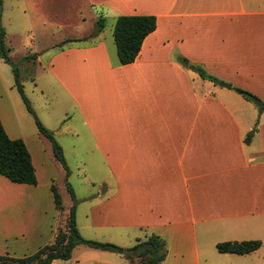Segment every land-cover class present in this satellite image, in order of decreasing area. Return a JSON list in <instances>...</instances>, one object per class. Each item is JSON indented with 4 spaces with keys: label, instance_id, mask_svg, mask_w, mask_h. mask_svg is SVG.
Wrapping results in <instances>:
<instances>
[{
    "label": "crops",
    "instance_id": "1",
    "mask_svg": "<svg viewBox=\"0 0 264 264\" xmlns=\"http://www.w3.org/2000/svg\"><path fill=\"white\" fill-rule=\"evenodd\" d=\"M45 1H30L37 12L32 25L40 23L44 36L64 32L44 46L47 83L34 86L52 125L30 106L55 140L78 115L81 132L69 125L65 145L56 142L64 154L66 146L80 148L99 161L97 190L76 199V227L79 206L89 203L80 227L89 235L82 237L128 239L129 246L156 235L167 249L160 264H202V254L205 264H264V0H65V11L48 0L50 17L40 9ZM120 16L156 18L155 30L127 65L119 64L113 40ZM73 30L78 34L69 36ZM41 55L21 61L32 57L40 64ZM14 90L33 118L0 64V121L10 139L24 142L36 176V185H29L0 175V256L22 258L65 229L72 202L62 204L53 175L63 172L65 180V171L34 118L35 128L26 131L28 118L22 107L17 113ZM58 98L62 109L53 105ZM227 241L261 245L249 254L219 253L216 245ZM81 246L69 260L51 264H130L123 254L92 248L73 258Z\"/></svg>",
    "mask_w": 264,
    "mask_h": 264
},
{
    "label": "trees",
    "instance_id": "2",
    "mask_svg": "<svg viewBox=\"0 0 264 264\" xmlns=\"http://www.w3.org/2000/svg\"><path fill=\"white\" fill-rule=\"evenodd\" d=\"M1 5V0H0ZM1 16V12H0ZM98 22L97 28L101 29ZM156 18L154 16H120L116 19L113 28V40L116 47L118 62L120 65H127L136 59L142 42L155 30ZM5 45V33L0 27V58L12 66L14 73L15 87L24 102L27 111L33 116L39 132L44 135L52 145L54 157L65 171L68 178L70 172L63 156L62 149L57 144L53 134L49 132L38 120L32 110L27 97L24 94L23 86L19 80L17 67L12 63L7 55ZM186 64V60H180ZM189 68L198 73L203 79L209 80L214 84L220 85L221 81L213 76L206 74L202 69L189 65ZM234 90L248 101L259 104L260 100L251 93L234 88ZM253 134L251 131L245 138L248 142ZM0 175L13 183L36 185V176L31 162L30 154L21 139H10L0 121ZM68 193L72 200V206L66 221L65 229H58L52 243L43 246L35 253L22 258L11 257L8 255L0 256V264H51L53 260H69L72 250L77 245H85L92 249H99L112 253L123 254V249L111 243L98 242L84 239L80 236L76 227V204L77 201L72 189L67 186ZM54 202L56 208L61 210V197L56 187L52 185ZM261 245L260 241H241V242H221L216 245L219 253H233L238 255L249 254L257 250ZM133 255H126L130 259V264H160L167 255L165 242L156 235H150L144 241H137L133 248ZM137 259V261H134Z\"/></svg>",
    "mask_w": 264,
    "mask_h": 264
},
{
    "label": "rangeland",
    "instance_id": "3",
    "mask_svg": "<svg viewBox=\"0 0 264 264\" xmlns=\"http://www.w3.org/2000/svg\"><path fill=\"white\" fill-rule=\"evenodd\" d=\"M30 1H32L31 3H33V0H1L0 27L5 33V41L8 47L10 48V52L7 51V55L10 57L12 63L17 67V70L19 71L20 81L22 85L25 86L24 90L26 97L30 101V104L31 103L33 104L34 108L36 109L38 115L42 118V120L52 125V123L49 122V120L45 117V114L47 112L45 111L44 114V111L40 107L39 100L41 96L39 95V93H37V91L34 92V86L36 85V83H38L40 86L43 85L45 86V84L47 83V78H46L47 73L43 71L47 65L49 56L47 52L46 54L42 53V51L46 48L44 46L49 44L50 42L49 39L58 41L59 36L62 35V33L64 32L53 31L51 32V34L48 33L47 36H44L43 35L44 28L40 23H37V25L33 26L32 25L33 22L37 20V12L33 9V4H30ZM48 3H49L48 0L45 1V4L41 6L43 9L42 8L40 9L43 13H45L48 17H50L48 13V10H50L48 8L49 7ZM52 3L54 8H57L60 11H65L68 8V5L66 4L65 0H55V2L53 0ZM48 24H46L47 26L46 29L50 30V26ZM109 27L110 25L106 24L105 36H107V38L109 37L110 39L111 37H110ZM78 32L79 31L73 30L72 32H68V35L74 36L78 34ZM33 42L36 43L35 46L32 45ZM36 51L42 54L40 64L38 63L34 64V60L32 59V57H29V59L25 61H21L22 57L32 56L33 53ZM0 64H2L8 70L10 83L13 84L14 75H13V71L11 73L12 66H9L1 59H0ZM11 96H15V98H18L20 102V106L17 107V113L18 114L20 113L22 107L24 113L28 118V122L25 124L26 131L30 129V127L35 128L33 118H31L30 115H27L26 110L23 107V104L21 103V100L19 99V96L15 90L11 92ZM53 105L57 109H62L65 106L63 105V102H61L59 98L56 100L55 104ZM72 109H74V106L72 107ZM72 118H73L72 119L73 123L69 122L68 124H64L63 126H61L60 127L61 131L56 138L57 141L59 140L62 142V144L64 143L63 145H65L64 142L65 139H67L70 136L69 125H72L71 127H74L73 129L76 130L78 133H80L82 130L80 117L77 115ZM85 145L88 144L86 143ZM64 156L70 175L68 176L67 179L64 180L63 172L60 173L62 174V176L59 177V173L54 171L53 176L55 177L54 184L55 186H57L59 192L62 195V204L68 206L69 204H71L72 200L69 193H67V186L74 191L73 193H75L76 196L75 199H82L91 192H94V190H97L96 184L93 183H97L98 179L100 178L97 170L99 161L96 160V158L86 157L84 153L80 151V148L69 150L67 146ZM88 204L84 203L79 206V214L77 217V229L81 237L82 235H84V233L85 235H89L86 234V232H83V230H81L80 228L84 221V214H85L84 208H86L85 206H88ZM90 235H92L90 237H96V234H90ZM106 238L107 236L105 235L104 238L102 239H106ZM94 241L111 243L118 247H121L123 250H133L134 246L136 245V242L132 241L131 242L132 244H130L129 246H124L130 243L128 242V239H124V240L116 239L114 240V242H110L109 240H105V241L94 240ZM88 248L89 247L85 245L79 247V249L75 250V252L73 253V258L80 255L81 252L88 251L90 249ZM205 257L207 256H205L204 254L201 255L202 264H205L203 263ZM134 261H137V259H135ZM59 262H61L60 264H62V261Z\"/></svg>",
    "mask_w": 264,
    "mask_h": 264
},
{
    "label": "water",
    "instance_id": "4",
    "mask_svg": "<svg viewBox=\"0 0 264 264\" xmlns=\"http://www.w3.org/2000/svg\"><path fill=\"white\" fill-rule=\"evenodd\" d=\"M222 86L225 88H228V89L231 88L230 84H227V83H222ZM259 107L264 109V104H262V103L259 104ZM133 254H134L133 250H123V255H125V256L126 255H133Z\"/></svg>",
    "mask_w": 264,
    "mask_h": 264
}]
</instances>
